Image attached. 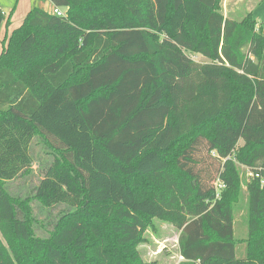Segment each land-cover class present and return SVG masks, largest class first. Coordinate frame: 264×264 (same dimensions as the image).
Returning <instances> with one entry per match:
<instances>
[{
	"label": "trees",
	"instance_id": "obj_1",
	"mask_svg": "<svg viewBox=\"0 0 264 264\" xmlns=\"http://www.w3.org/2000/svg\"><path fill=\"white\" fill-rule=\"evenodd\" d=\"M51 1L65 15L34 6L0 54V264H148L153 218L178 264H264V24L222 0ZM36 139L51 161L14 191ZM34 201L62 206L45 235Z\"/></svg>",
	"mask_w": 264,
	"mask_h": 264
},
{
	"label": "rangeland",
	"instance_id": "obj_2",
	"mask_svg": "<svg viewBox=\"0 0 264 264\" xmlns=\"http://www.w3.org/2000/svg\"><path fill=\"white\" fill-rule=\"evenodd\" d=\"M17 1L18 0H0V6L8 11L17 7ZM220 6L226 16L236 20H242L251 10L254 18L258 22L257 26L261 23L264 24V0H222ZM195 58L199 61L207 60L201 55L195 56ZM35 141L34 153L36 157L34 168L24 177L17 179L11 184L14 191L28 194L43 176L40 166L41 163L46 164L51 161V157L44 151L45 148L37 142V139ZM242 144L243 140H240L239 145ZM202 155H206V153ZM209 161H213V159ZM217 164L218 163H215V165ZM241 170L243 178L245 175H247L248 178L251 176V173L247 172L246 174L243 168ZM33 206L39 220V225H41L38 229V233L40 235H45L44 226H46L50 218V215H48L50 210L43 208L38 201H34ZM61 208L62 206H59L51 210V215H58ZM179 234L180 230H178L171 221L153 218L149 228L143 235L144 241L138 246V251L142 260L148 264H178L183 260V257L180 256L179 253ZM235 234L239 239L245 238L248 234L247 213L246 211L244 213L242 208L236 214ZM240 248L241 247H239V249ZM239 255H241V251H239Z\"/></svg>",
	"mask_w": 264,
	"mask_h": 264
},
{
	"label": "crops",
	"instance_id": "obj_3",
	"mask_svg": "<svg viewBox=\"0 0 264 264\" xmlns=\"http://www.w3.org/2000/svg\"><path fill=\"white\" fill-rule=\"evenodd\" d=\"M16 6L17 7L13 13V9L6 11L2 8V6H0V9L4 11L6 16V20L4 21L0 30V54L3 50L5 39L11 35L15 28L22 24L34 6H39L48 11H52L54 8L51 0H18Z\"/></svg>",
	"mask_w": 264,
	"mask_h": 264
},
{
	"label": "built area",
	"instance_id": "obj_4",
	"mask_svg": "<svg viewBox=\"0 0 264 264\" xmlns=\"http://www.w3.org/2000/svg\"><path fill=\"white\" fill-rule=\"evenodd\" d=\"M52 11L58 15H65V12L60 8L54 7ZM215 187H216V196L219 198L221 191L226 187V184L220 178H218L215 181Z\"/></svg>",
	"mask_w": 264,
	"mask_h": 264
}]
</instances>
